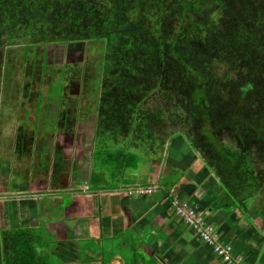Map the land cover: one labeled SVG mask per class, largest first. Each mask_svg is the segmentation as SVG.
I'll return each instance as SVG.
<instances>
[{
  "label": "trees",
  "instance_id": "trees-1",
  "mask_svg": "<svg viewBox=\"0 0 264 264\" xmlns=\"http://www.w3.org/2000/svg\"><path fill=\"white\" fill-rule=\"evenodd\" d=\"M22 30L49 41L101 43L105 93L95 131L103 149L112 147L103 156H115L118 171L134 165L122 138L134 149L148 148L147 159L159 157L172 134L168 122L183 123L190 144L206 150L212 147L197 142L196 121L207 140L228 126L264 138V0H0V80L5 45L14 44ZM224 55L232 69L249 73L238 79L229 72L213 74L210 65ZM148 99L158 102L153 113L145 111ZM111 122L121 130H106ZM222 141L207 160L219 161L217 168L231 182L233 167H239L233 186L248 197L255 185L261 187V166L249 151ZM37 229H2V264H62ZM144 264L158 263L148 258Z\"/></svg>",
  "mask_w": 264,
  "mask_h": 264
},
{
  "label": "crops",
  "instance_id": "crops-1",
  "mask_svg": "<svg viewBox=\"0 0 264 264\" xmlns=\"http://www.w3.org/2000/svg\"><path fill=\"white\" fill-rule=\"evenodd\" d=\"M62 134L54 139L58 148L49 153L44 152L46 136H31L29 150L37 146L43 157L36 169L24 161L7 173L0 170V239L5 228H41L48 249L52 241L61 256L74 250L81 264H116L128 256L141 264L148 258L158 264H226L177 214L172 202L178 197L204 212L237 254L264 264V197L254 191L244 197L233 186L239 167H233L231 182L194 149L186 132L172 133L161 156L112 175L95 163V152L85 156L62 146L67 137ZM132 186L155 190L130 194ZM90 241H101V249L87 250L82 260L80 244L85 242V248Z\"/></svg>",
  "mask_w": 264,
  "mask_h": 264
},
{
  "label": "rangeland",
  "instance_id": "rangeland-1",
  "mask_svg": "<svg viewBox=\"0 0 264 264\" xmlns=\"http://www.w3.org/2000/svg\"><path fill=\"white\" fill-rule=\"evenodd\" d=\"M23 31L15 38L14 44L5 45V60H3V74L0 80V170L7 173L12 164H20L24 161L32 170L36 169V166H40L43 157L37 146L29 150V146L34 143L29 144L31 136L40 137L42 134L46 136L48 144L44 145V152L46 150L49 153L58 148H55L54 139L59 133H63L67 137L62 146H68L72 152H83L85 156H91L95 152L93 154L95 163H99L107 175L117 174L116 157L109 160L103 156V150L112 151V147L109 144L103 149V146L98 143V134L95 131L99 125L97 123L99 98L105 93L100 84L104 70L101 43L90 40L69 43L59 40L49 41V39L36 36L28 37ZM34 41L36 43H33ZM247 54L250 56V53ZM228 58L230 57L224 55L220 59H214L216 61L210 65L211 72L218 76L229 72L237 77L236 79L244 78L243 76L249 73V69L241 66L232 69L228 65L231 64ZM260 74V80L264 81V72ZM157 103L153 99H148L144 104L145 111L153 113ZM220 116L221 114L217 116V119L220 120ZM168 123L169 126L166 128L169 129V134L188 130L183 127V123L182 125ZM201 127L198 121L193 126L197 132L195 134L197 142L202 141L213 148L217 144H223L222 140H224L230 142L232 147H242L243 150L252 154L251 158L261 166L259 170H256L260 179L259 184H261V187L254 186V189L257 188L256 197H264L262 195L264 194V138L257 139L243 128L235 131L234 128L228 126L220 130L215 137L207 140L200 130ZM109 129L121 130L120 126L114 122L106 126V130ZM168 137L164 142L168 140ZM20 138H23L26 147L20 145ZM124 139L122 138L120 146L124 148L126 155L133 159L134 165L123 167L122 172L134 171L145 164L149 150L146 147L143 148V145L138 147L139 149H134L127 143L125 144ZM95 142L96 146H94ZM139 144H143V141H139ZM212 148L206 150L202 148V145H196L194 149L207 158ZM23 152L25 153L20 157ZM215 153L218 154L217 151ZM209 161L213 163V159ZM226 161L229 160L226 159ZM214 163L218 165L220 162L214 161ZM221 164L224 165V159ZM37 230L40 234H44L41 228ZM47 236L49 240L53 238L49 232ZM1 240L0 264H2L3 241ZM46 243L48 245V242ZM84 246L85 242L80 244L79 254L82 260L88 256L87 250L95 252L100 250L102 245L101 241H90L86 242L85 248ZM49 248L48 252L52 254L55 261H61L62 264H81L74 250L66 254L62 253L61 256L56 253L57 243L52 241L49 242ZM132 258L128 256L125 260L123 259L124 261H119L118 258L112 263L134 264L135 259L138 258Z\"/></svg>",
  "mask_w": 264,
  "mask_h": 264
},
{
  "label": "built area",
  "instance_id": "built-area-1",
  "mask_svg": "<svg viewBox=\"0 0 264 264\" xmlns=\"http://www.w3.org/2000/svg\"><path fill=\"white\" fill-rule=\"evenodd\" d=\"M155 188L132 186L129 190L130 194L143 195L153 193ZM174 205L177 214L195 231V233L206 244L212 247L214 253L219 256L226 264H251L245 258L234 251L231 243L223 239V235L219 228L209 221L204 212L193 206L187 200L174 198Z\"/></svg>",
  "mask_w": 264,
  "mask_h": 264
}]
</instances>
